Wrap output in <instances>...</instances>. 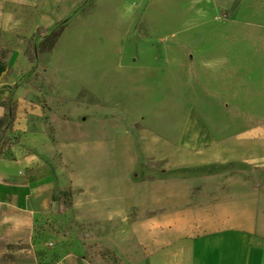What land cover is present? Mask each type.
Masks as SVG:
<instances>
[{
    "label": "rangeland",
    "instance_id": "1",
    "mask_svg": "<svg viewBox=\"0 0 264 264\" xmlns=\"http://www.w3.org/2000/svg\"><path fill=\"white\" fill-rule=\"evenodd\" d=\"M220 105L264 122V0H0L1 159L35 153L57 177L66 167L55 133L110 136L115 121H142L173 125L176 137L191 112L229 133L241 121ZM32 178L0 183V264L145 257L112 224H74L67 183L44 194Z\"/></svg>",
    "mask_w": 264,
    "mask_h": 264
},
{
    "label": "crops",
    "instance_id": "2",
    "mask_svg": "<svg viewBox=\"0 0 264 264\" xmlns=\"http://www.w3.org/2000/svg\"><path fill=\"white\" fill-rule=\"evenodd\" d=\"M219 107L241 121L235 130L196 123L191 112L176 137L173 125L160 130L142 121L114 120L122 126L117 134L65 142L54 132L50 145L64 175L56 177L35 153L19 152L0 158V183L6 189L7 180L30 173L44 194L67 183L71 221L112 224L118 236L143 244L138 264H264V122ZM113 232L96 241L104 245Z\"/></svg>",
    "mask_w": 264,
    "mask_h": 264
}]
</instances>
